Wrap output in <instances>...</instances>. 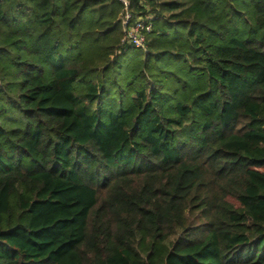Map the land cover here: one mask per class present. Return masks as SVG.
I'll use <instances>...</instances> for the list:
<instances>
[{
    "label": "trees",
    "instance_id": "obj_1",
    "mask_svg": "<svg viewBox=\"0 0 264 264\" xmlns=\"http://www.w3.org/2000/svg\"><path fill=\"white\" fill-rule=\"evenodd\" d=\"M129 3L0 0V264H264V0Z\"/></svg>",
    "mask_w": 264,
    "mask_h": 264
},
{
    "label": "built area",
    "instance_id": "obj_2",
    "mask_svg": "<svg viewBox=\"0 0 264 264\" xmlns=\"http://www.w3.org/2000/svg\"><path fill=\"white\" fill-rule=\"evenodd\" d=\"M125 13L121 18L123 27V37L120 46L122 48L131 47L146 51L148 38L154 32L155 18L150 16H136L130 11L129 0H121Z\"/></svg>",
    "mask_w": 264,
    "mask_h": 264
},
{
    "label": "crops",
    "instance_id": "obj_3",
    "mask_svg": "<svg viewBox=\"0 0 264 264\" xmlns=\"http://www.w3.org/2000/svg\"><path fill=\"white\" fill-rule=\"evenodd\" d=\"M179 1H180V2H183V0H179ZM159 12L163 13V14L166 16V19H165L164 16H163V19H162V16L160 15ZM149 14H150V16H152V17L155 18V20H154V31H155V28H156V24H157V22H163V23H165L166 20L169 19V17H172L173 15H175V13L166 12L165 10H163V12H162V8H161V7H158V8H157V11H155V12H151V10L149 9ZM175 20H179V18H172V23H174ZM116 33L118 34V36H115V37L112 38V43L115 42V43L117 44V43L119 42V39L123 37V27H122L121 24H119V27H117V32H116ZM153 33H154V32H153ZM154 34H155V33H154ZM154 34H152V35L148 38L146 51H143V50H141V51H143V52H148V46L151 45L154 41L158 40V38H159L160 35H154ZM120 42H121V40H120ZM167 44H168V43H167ZM167 44H164V41H163L162 44H158V45H159L158 49H164V48H167V47H168V46H166ZM119 45H120V44H119ZM149 49H150V47H149ZM134 50H135V48H134ZM136 50H138V49H136ZM130 51H131V50H127L125 53H124V52H121V53H123L124 56H125V55H126V56L123 57V58H120L119 61L127 60V59L131 56ZM128 55H129V56H128Z\"/></svg>",
    "mask_w": 264,
    "mask_h": 264
},
{
    "label": "rangeland",
    "instance_id": "obj_4",
    "mask_svg": "<svg viewBox=\"0 0 264 264\" xmlns=\"http://www.w3.org/2000/svg\"><path fill=\"white\" fill-rule=\"evenodd\" d=\"M129 56V55H128Z\"/></svg>",
    "mask_w": 264,
    "mask_h": 264
}]
</instances>
